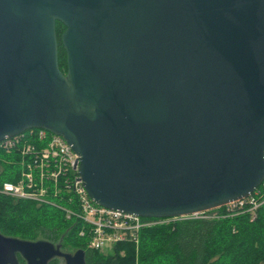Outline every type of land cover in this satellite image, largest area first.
Listing matches in <instances>:
<instances>
[{
	"label": "water",
	"instance_id": "obj_1",
	"mask_svg": "<svg viewBox=\"0 0 264 264\" xmlns=\"http://www.w3.org/2000/svg\"><path fill=\"white\" fill-rule=\"evenodd\" d=\"M33 129L72 146L109 209L176 219L249 197L264 180V0H0V142ZM19 256L86 264L0 233V264Z\"/></svg>",
	"mask_w": 264,
	"mask_h": 264
},
{
	"label": "trees",
	"instance_id": "obj_2",
	"mask_svg": "<svg viewBox=\"0 0 264 264\" xmlns=\"http://www.w3.org/2000/svg\"><path fill=\"white\" fill-rule=\"evenodd\" d=\"M65 30L66 27L57 22L59 67L66 75L67 53L62 43ZM7 157L0 160V184L15 182L10 173L14 166L9 163L14 157ZM63 198L57 202L74 208L65 196ZM227 213L222 207L207 211L206 218L169 219L144 228L138 247L132 242H122L103 252L89 248V236H81L83 223L68 219L61 208L0 194V233L26 241L61 245L64 253L83 250L86 264H264V205L256 212L255 219L249 212L234 216ZM19 261L25 264L21 256ZM59 263L57 258L50 264Z\"/></svg>",
	"mask_w": 264,
	"mask_h": 264
},
{
	"label": "built area",
	"instance_id": "obj_3",
	"mask_svg": "<svg viewBox=\"0 0 264 264\" xmlns=\"http://www.w3.org/2000/svg\"><path fill=\"white\" fill-rule=\"evenodd\" d=\"M0 152L14 157L9 163L14 166L10 173L15 179V182L4 181L0 184V194L15 200L61 208L68 219L74 218L83 223L81 236H89L88 246L91 249L110 251L122 242H132L138 247L144 228L169 221L142 218L96 204L80 176V157L62 136L42 129L29 130L6 137L0 142ZM64 196L74 208L64 207L57 202V199L63 200ZM263 205L264 180L249 197L223 207L229 216L249 212L255 219L256 212ZM205 213L191 217L206 218Z\"/></svg>",
	"mask_w": 264,
	"mask_h": 264
},
{
	"label": "rangeland",
	"instance_id": "obj_4",
	"mask_svg": "<svg viewBox=\"0 0 264 264\" xmlns=\"http://www.w3.org/2000/svg\"><path fill=\"white\" fill-rule=\"evenodd\" d=\"M7 156H5L2 152H0V160H7ZM200 216H204V215H200ZM107 252V251H105ZM59 264H65L63 259H60V263Z\"/></svg>",
	"mask_w": 264,
	"mask_h": 264
}]
</instances>
